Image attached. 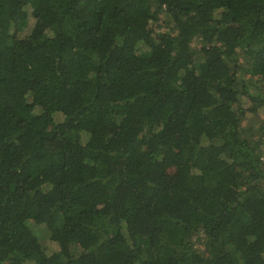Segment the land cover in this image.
<instances>
[{
  "label": "trees",
  "instance_id": "obj_1",
  "mask_svg": "<svg viewBox=\"0 0 264 264\" xmlns=\"http://www.w3.org/2000/svg\"><path fill=\"white\" fill-rule=\"evenodd\" d=\"M262 82L264 0H0V264H264Z\"/></svg>",
  "mask_w": 264,
  "mask_h": 264
},
{
  "label": "rangeland",
  "instance_id": "obj_2",
  "mask_svg": "<svg viewBox=\"0 0 264 264\" xmlns=\"http://www.w3.org/2000/svg\"><path fill=\"white\" fill-rule=\"evenodd\" d=\"M30 24L31 25L33 24V20L32 19H30ZM31 25L25 31L22 32L23 35H27L31 31V29H32ZM163 25H164V27L161 28V31L165 32V31L168 30V28H165L167 24L165 23ZM196 43H197V41H195L194 44H196ZM260 87H261L260 88L261 92H259V93H264V82H262L260 84ZM250 89L251 90H255V89L257 90V87H256V85H253ZM243 125H244V128L246 130L252 129L250 131L251 135H254L256 137H262V135H264V108L259 109L258 113H256V114L247 115ZM263 142H264V139H263ZM29 225H30V227L32 226L34 228V225H31V224H29ZM40 229H41V231H43L44 227H41ZM34 234L37 235L35 232H34ZM46 240H47V237H46ZM201 241L203 242V240H201ZM47 245L51 246V247L52 246L55 247V245L53 243H51L49 240L46 243V246ZM199 245H200V242L197 244V246H199Z\"/></svg>",
  "mask_w": 264,
  "mask_h": 264
}]
</instances>
